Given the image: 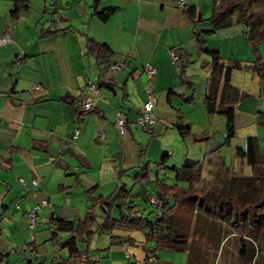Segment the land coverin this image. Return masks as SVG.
Instances as JSON below:
<instances>
[{"label": "crops", "instance_id": "crops-1", "mask_svg": "<svg viewBox=\"0 0 264 264\" xmlns=\"http://www.w3.org/2000/svg\"><path fill=\"white\" fill-rule=\"evenodd\" d=\"M13 1L0 0V35L12 28V42L0 45V235L16 228L12 219L6 218L7 213L15 209L26 222L28 212L41 199L49 204L41 206L37 216L48 217L51 223L52 217H58L53 212L61 196L70 203L69 194L83 196L95 187L94 192L109 197L110 202H120L118 188L126 189L132 181L122 174L127 169L123 166L125 154L136 153L132 132L136 113L147 93L155 91L156 124L149 133L155 135L156 128L167 130L182 122L181 110L173 107V99H183L191 85L182 82L170 51L188 55L190 61L198 55L194 33L208 30L202 26V6L209 9L212 4V12L214 2L186 0L183 7H177L175 0H98V8H112L108 18L101 21L93 14L94 0H28L18 17L10 14ZM188 8L192 19L186 13ZM198 15L201 20L194 27ZM234 25L242 24L232 22L227 27ZM245 37L240 27L238 38L241 41ZM88 40L105 44L112 54L109 64L120 63L122 69L111 70L108 64L98 62L97 51L92 54L88 49ZM99 56L105 59L102 53ZM146 64L154 68L150 81L144 73ZM184 77L188 79L186 70ZM87 82L97 87L99 98L91 110L83 111V103L92 98ZM240 95L250 96L244 92ZM262 106L264 97L253 105L254 115L240 102L235 103V127L238 115L256 119L264 114ZM117 111L125 117V133L114 124ZM254 122V133H246L244 138L256 136L259 153L264 155V124ZM18 178L25 184L21 185ZM31 181L37 184L33 186ZM7 234L15 253L25 259L32 257V247H19L11 233ZM42 238L55 249L57 245L48 234ZM26 240L24 244L29 242ZM127 240L117 236L110 244L124 241L127 250L131 238ZM38 242V236H33L29 243L37 249ZM107 250L108 264H122L125 258L132 263L128 253L114 258L112 249ZM0 254L3 264V254H10L1 241Z\"/></svg>", "mask_w": 264, "mask_h": 264}, {"label": "rangeland", "instance_id": "rangeland-1", "mask_svg": "<svg viewBox=\"0 0 264 264\" xmlns=\"http://www.w3.org/2000/svg\"><path fill=\"white\" fill-rule=\"evenodd\" d=\"M211 5L209 4V9L205 5L202 6L204 19L202 26L213 30V33L205 36L206 47L215 50L219 55L220 61L225 65L238 62L243 66L241 69H233L231 71L230 82L239 92L250 94L251 97H240L242 99H239L237 103L240 102L242 108L252 111L255 115L256 109H254L253 105H256L264 97V77L259 79L254 72L247 69V66L255 63L257 58L258 63L264 67V42L258 45V50L254 54L251 48L247 47V40L243 39L240 41V38H238L240 27L245 30L243 24L240 26L234 25L229 27L230 29L228 27L214 28L209 20ZM211 62L212 57L210 55L200 52L198 55H194L193 60L189 64H185L191 88L186 95H183V99H173V107L181 110L182 122H178V124L167 130L165 128H161V130L156 128L155 135L150 134L146 129L142 130L137 127L132 130L135 134L134 148H136V153L133 156L129 152L125 154L126 160L123 161V166L127 169L122 176L124 177L127 174L132 180L127 184L128 188L126 189L130 192V198L135 204V209L142 213L144 217L152 218L157 211V208L149 203V198L155 197V180H162L168 185L176 184L183 189L187 187L186 182L175 180V174L171 170L172 167H181L185 159L196 160L202 164L201 179L195 185V192L198 196L202 188L208 189L209 187L218 186L217 176L222 174L221 168L219 171L218 164L223 163L225 167H229L230 170L239 175L248 176L251 174L250 167L244 161L242 164L238 163V159L235 156V148L244 146L246 133H254L252 124L255 123L254 121L259 122L260 118L258 116H256V119L255 117L247 118L242 114L238 115L234 138L228 144L223 143L224 118L217 114L208 115L204 106L200 107L206 94L208 77L212 72ZM181 87L183 90L181 93H184L185 85ZM260 110L264 112V107L262 106ZM247 120H249V125H247ZM257 126L260 127V124H257ZM163 155H166V157L163 164L160 165ZM144 165L147 170L146 176L135 182L136 173ZM120 181L121 183L126 182L125 180ZM68 197L71 200L70 203L65 202L66 196L59 198L58 207L53 212L54 215L66 217L70 220L82 219L89 206L87 194L84 193L83 196L69 194ZM120 202H122L121 199ZM111 203L114 205V200H111ZM193 208L195 207L188 203H180L176 206L173 214L174 228L177 233L187 236V243L191 244L198 253V264H211L214 258L211 252L212 248L208 242L209 238L204 233H200V230L204 228V217H200ZM113 212L114 216L117 217V210L115 209ZM1 213L2 207L0 206V216ZM9 217L16 224V228L5 231L11 233L10 236H13L14 240L18 242L19 247L22 245L26 247L33 236H38L37 255L40 260L45 259L46 264H51V262L59 260L58 256H66V250L59 249L57 246L54 250H51V242L49 240L47 242L43 241V234H48V237H50V232L53 228V223L47 222L48 217L37 216L31 229L28 221L23 222L21 215L15 209L7 213L6 218ZM99 221H101V216L96 211V222ZM216 222H219V220ZM213 223L215 222L212 221ZM215 224L216 228H222L217 223ZM93 227H96V224ZM205 229H209V226H206ZM205 229H203V232ZM7 233L0 235V241L4 245V250L10 256L3 255L4 261L2 263L27 264V260L22 258L20 254L15 253L9 245L10 240H8ZM62 235L63 233H59V236ZM110 235L113 237L118 236L125 241L130 237L128 249L125 250L123 244L118 241L110 244L112 239ZM82 238L83 240L79 236L77 239L78 247L86 248V241H88L87 250L91 258L99 260V264H108L106 260L109 257L107 247L112 249L114 258L123 256L125 253L131 256L132 263H129L128 259L125 258L122 264H186V251H172L166 247H159L153 240L147 238L141 229L117 228L113 229L111 234L93 233L89 239L83 233ZM25 240L29 242L24 244L25 242L23 241ZM222 246L221 254H218L219 264L223 262L226 264H246L235 257L237 245L234 237L227 239L222 243ZM145 255H148V260L145 259Z\"/></svg>", "mask_w": 264, "mask_h": 264}, {"label": "trees", "instance_id": "trees-1", "mask_svg": "<svg viewBox=\"0 0 264 264\" xmlns=\"http://www.w3.org/2000/svg\"><path fill=\"white\" fill-rule=\"evenodd\" d=\"M28 0H14L10 14L18 17L27 6ZM93 14L104 21L110 15L112 8H98V0L92 5ZM192 19L190 8L186 10ZM201 20L198 15L193 21V26ZM214 28L227 27L232 22L243 24L245 36L252 52L256 54L258 45L264 42V0H214L211 15L209 17ZM213 33L212 29L195 31L198 44V53L204 52L212 57V72L207 80V89L203 106L208 115L217 114L224 118L225 131L223 143L228 144L235 136L234 104L240 99L239 90L230 82L231 71L241 69L238 62L225 65L220 61L215 50L208 49L205 44V36ZM88 49L94 54L100 63L108 64L112 56L105 44H97L88 40ZM99 50V51H98ZM104 58L99 56L100 53ZM178 54L176 64L183 83L191 85L184 77L185 64H189L188 55ZM259 79L264 77V67L256 58L255 63L247 66ZM182 96V95H180ZM72 103V101H69ZM259 123L264 124V114L260 113ZM178 124V122L176 123ZM150 131V129H147ZM243 147L235 148V155L243 160L249 167L251 174L239 175L218 164L222 174L217 176L218 186L201 189L199 196L195 192V185L201 179L202 164L199 161L185 159L181 167H172L176 181L187 183L185 189L176 184L168 185L162 180H155V198L157 200L156 213L152 218L144 217L137 209L130 192L124 186L118 188V198L123 202L112 205L109 197L101 196L94 192L95 187L85 193L89 200V206L82 219L70 220L61 217H52L53 228L50 232L51 240H54L59 249L66 250V256L59 258L51 264H96L97 259L90 258L86 248H79L77 239L84 233L89 239L93 233L111 234L113 229H141L146 237L153 240L159 247H166L172 251H186V264H198V253L187 242V236L179 234L174 228V209L180 203H188L200 217H204V224L200 233H204L209 239L213 258L222 251V243L230 237H234L237 245V256L244 263L264 264V155L259 153L258 139L250 135L245 138ZM222 143V144H223ZM166 155L160 160L163 164ZM147 174L144 165L135 175V180L143 179ZM117 210V217L114 210ZM96 211L101 216V221L96 222ZM219 222H216L217 220ZM210 221V222H208ZM217 223L220 227H215ZM96 222V223H95ZM96 224V227H93ZM209 226V229H205ZM203 229L204 232H203ZM59 233H63L59 236ZM110 237L113 238L112 235ZM128 241V240H126ZM125 241V242H126ZM124 243V241H121ZM27 243L31 256H27V264H46L40 260L37 249ZM1 255V254H0ZM5 255V254H3ZM148 260V255H145ZM212 264V263H211Z\"/></svg>", "mask_w": 264, "mask_h": 264}, {"label": "built area", "instance_id": "built-area-1", "mask_svg": "<svg viewBox=\"0 0 264 264\" xmlns=\"http://www.w3.org/2000/svg\"><path fill=\"white\" fill-rule=\"evenodd\" d=\"M177 7H183L185 5L186 0H175ZM12 34V28H9L4 34L0 35V45L7 44L12 42L11 38ZM170 58L173 62H176L178 59V54L175 51H170ZM108 68L111 70H120L122 69V64L120 63H110L108 65ZM144 73L148 81H150L154 75V68L150 66L149 64H146L144 66ZM35 89L38 88V86L34 87ZM86 90L91 94L92 98L89 101H86L82 105L83 111H89L92 109L93 103L99 98V93L97 87L91 83L87 82L86 84ZM157 102V93L155 91H149L146 95L145 100L141 103L135 119L133 120V125H135L138 128L142 129H152L154 125L156 124V116L154 113V107ZM114 124L117 126L119 131L121 133H125L126 131V120L124 115L117 111L114 116ZM18 182L21 185H24L25 182L22 178H18ZM31 184L35 186L37 184L36 181H31ZM149 203L152 206L157 205V200L155 197H151L149 199ZM49 204L47 200L41 199L39 203L32 206L30 211L27 214V221L29 228L31 229L34 226V223L37 219V210L44 205Z\"/></svg>", "mask_w": 264, "mask_h": 264}]
</instances>
